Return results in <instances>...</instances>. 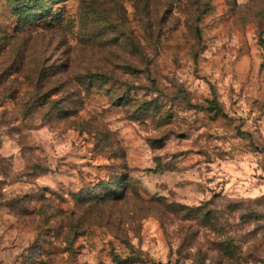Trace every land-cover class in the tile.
I'll use <instances>...</instances> for the list:
<instances>
[{"label":"rangeland","instance_id":"rangeland-1","mask_svg":"<svg viewBox=\"0 0 264 264\" xmlns=\"http://www.w3.org/2000/svg\"><path fill=\"white\" fill-rule=\"evenodd\" d=\"M264 264V0H0V264Z\"/></svg>","mask_w":264,"mask_h":264},{"label":"trees","instance_id":"trees-1","mask_svg":"<svg viewBox=\"0 0 264 264\" xmlns=\"http://www.w3.org/2000/svg\"><path fill=\"white\" fill-rule=\"evenodd\" d=\"M161 264H163V263H161Z\"/></svg>","mask_w":264,"mask_h":264}]
</instances>
